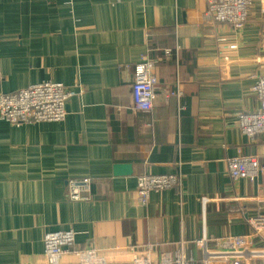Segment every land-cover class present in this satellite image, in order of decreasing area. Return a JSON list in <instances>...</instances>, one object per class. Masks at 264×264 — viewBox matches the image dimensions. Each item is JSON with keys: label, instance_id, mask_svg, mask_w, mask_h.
<instances>
[{"label": "crops", "instance_id": "crops-1", "mask_svg": "<svg viewBox=\"0 0 264 264\" xmlns=\"http://www.w3.org/2000/svg\"><path fill=\"white\" fill-rule=\"evenodd\" d=\"M205 11L206 0H0V95L43 81L74 92L60 123L0 120V264H134L147 247L188 250L203 235L212 245L247 230L240 214L256 204L229 199L252 198L257 186L232 182L227 161L249 152L237 116L258 107L250 88L264 74V0L239 31L203 21ZM148 50L157 100L135 111L134 63ZM174 73L179 119L176 100L163 98ZM116 164L133 175L113 177ZM178 170L181 192L137 204L135 177ZM81 178L90 199L68 200V181ZM84 250L103 259L73 260Z\"/></svg>", "mask_w": 264, "mask_h": 264}, {"label": "built area", "instance_id": "built-area-1", "mask_svg": "<svg viewBox=\"0 0 264 264\" xmlns=\"http://www.w3.org/2000/svg\"><path fill=\"white\" fill-rule=\"evenodd\" d=\"M254 0H206V11L201 19L207 23H223L241 30L248 19ZM224 40V39H222ZM237 45H229L235 50ZM264 54V41L260 45ZM166 55L176 56V50L166 49ZM177 60V58H175ZM264 63V59L259 58ZM158 60L150 50L141 53L134 63L133 70V109L149 112L157 100L158 80L156 68ZM250 92L255 95L258 107L254 112L243 111L237 116L238 130L246 138L249 152L238 151V156L227 161L228 177L232 182L247 179L257 186L256 196L252 198H230L229 201H250L256 204L255 212L240 214L243 226L247 230L239 236L216 240L211 245L206 235L195 240L191 249L184 248L179 242L177 250L171 252L151 253L147 251L132 257L134 264H252L253 261L264 264V151L257 147V140L264 135V74L255 77ZM173 89L163 96L167 103L175 99L178 119L183 106L180 105V82L175 79ZM74 94L62 83L43 81L25 89L0 95V120L14 125L27 122L60 123L67 115V99ZM91 180H69L67 197L73 202L88 201L91 195ZM136 202L146 206L152 192H160L177 187L182 190V174L178 170L169 175L144 174L134 178ZM132 250V249H131ZM103 254L96 250H84L76 253L73 260L83 262L101 261Z\"/></svg>", "mask_w": 264, "mask_h": 264}, {"label": "water", "instance_id": "water-1", "mask_svg": "<svg viewBox=\"0 0 264 264\" xmlns=\"http://www.w3.org/2000/svg\"><path fill=\"white\" fill-rule=\"evenodd\" d=\"M113 177H130L133 175V169L129 164H116L112 166ZM63 260V259H62ZM48 261V260H47ZM52 262H60L61 260L51 259Z\"/></svg>", "mask_w": 264, "mask_h": 264}, {"label": "trees", "instance_id": "trees-1", "mask_svg": "<svg viewBox=\"0 0 264 264\" xmlns=\"http://www.w3.org/2000/svg\"><path fill=\"white\" fill-rule=\"evenodd\" d=\"M163 53H165V51H164ZM163 55H166V54H163ZM170 57L174 58L173 56H170ZM178 59H179V57H178ZM178 59H177V60H178ZM174 62H175V70H176V72H177V70H179L180 63H179V62H176L175 59H174ZM174 78H175V73H174V76H173V80H174ZM174 81H175V80H174ZM174 81H173V82H174ZM174 84H175V83H174Z\"/></svg>", "mask_w": 264, "mask_h": 264}, {"label": "rangeland", "instance_id": "rangeland-1", "mask_svg": "<svg viewBox=\"0 0 264 264\" xmlns=\"http://www.w3.org/2000/svg\"><path fill=\"white\" fill-rule=\"evenodd\" d=\"M51 258H56V256L51 257ZM48 261H50V260H48ZM48 261H45V262H48ZM50 262H52V261H50ZM76 262H77V261H76ZM252 264H262V263H261V262L258 263V262H256V261H253Z\"/></svg>", "mask_w": 264, "mask_h": 264}]
</instances>
